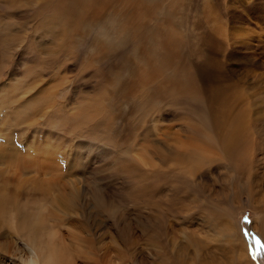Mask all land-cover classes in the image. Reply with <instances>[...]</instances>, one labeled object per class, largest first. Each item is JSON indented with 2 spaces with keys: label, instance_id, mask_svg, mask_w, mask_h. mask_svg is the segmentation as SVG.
I'll return each mask as SVG.
<instances>
[{
  "label": "rangeland",
  "instance_id": "obj_1",
  "mask_svg": "<svg viewBox=\"0 0 264 264\" xmlns=\"http://www.w3.org/2000/svg\"><path fill=\"white\" fill-rule=\"evenodd\" d=\"M66 1L0 0V264H264V0H99L51 39Z\"/></svg>",
  "mask_w": 264,
  "mask_h": 264
},
{
  "label": "bare ground",
  "instance_id": "obj_2",
  "mask_svg": "<svg viewBox=\"0 0 264 264\" xmlns=\"http://www.w3.org/2000/svg\"><path fill=\"white\" fill-rule=\"evenodd\" d=\"M104 1L109 2L108 0H104ZM138 1H140V2H138ZM146 1L147 0H133V2H135V3L138 2L137 4H140L141 2H146ZM98 2H99V0H69V1H66L65 3L60 2V4L62 3V5H63L62 12H60V14L63 17V19L61 20L62 22H60L58 24L55 23L56 17H51V18H48L47 20L44 19L40 23V29L42 30V32H45L46 34L48 33L49 34L48 36L52 37L51 39H53V38L55 39L57 32L63 31L67 28L71 29L73 27V25H72L73 21L75 19H77L78 17L81 18L83 16V12H84V11H82L83 9H86L88 6H90V7L95 6ZM127 21H128V19H127ZM132 27L135 28L134 32H136V29H139V26L137 24H135L134 26L132 24ZM190 78H192V76H191V74H188L186 80H190ZM240 128H242V129H240ZM246 129L247 128H244L242 122L237 118L236 120L231 122V125L229 126L228 133L225 136L223 135L224 137H222V139L220 138L221 139V145L224 148V150L227 152V155L230 156L231 160H236V158H238V156L240 155V153L242 151L243 136H239L236 139L237 132L239 131L241 134V132L243 131V134H245ZM245 139L246 138L244 137V140ZM47 173H49V172H47ZM2 189L3 188L0 187V213H2V211H4V210L7 211V208L9 207L8 206L9 203L7 204V201L5 200L7 197V194L4 193L2 191ZM66 208L67 207H65V209ZM72 209L73 208L71 207V210ZM261 211L263 212V214L261 213V215L258 219V221H259L258 223H259V228H260L261 234L264 235V223H263L264 222V208H262ZM72 212H74V211L72 210ZM15 213H16V215H20V212L18 210H16ZM22 220H24V224H22V225L19 224L20 229L28 228L29 224L25 225V223L32 220V223L29 226L32 227V230H36V229L38 230V228H39L38 223L42 220V217L40 218L38 216V214H36V215L34 214L33 217L32 216L31 217L26 216ZM26 231H28V229ZM241 249H243V248H241ZM62 251L63 250H61V249H60V251H58V250L54 251L51 254L50 259L47 262L49 264H56V263L62 264V259L64 258V254L62 253Z\"/></svg>",
  "mask_w": 264,
  "mask_h": 264
}]
</instances>
